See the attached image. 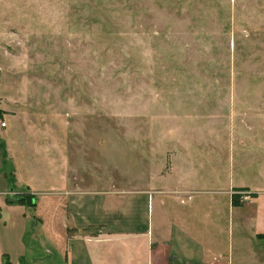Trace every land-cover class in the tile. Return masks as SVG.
<instances>
[{
  "label": "rangeland",
  "instance_id": "1",
  "mask_svg": "<svg viewBox=\"0 0 264 264\" xmlns=\"http://www.w3.org/2000/svg\"><path fill=\"white\" fill-rule=\"evenodd\" d=\"M213 128L264 212V0H0V264H66L55 208L11 191L38 201L53 170L134 187L191 130L192 152L228 163V137L196 135ZM250 244L239 264H264Z\"/></svg>",
  "mask_w": 264,
  "mask_h": 264
},
{
  "label": "crops",
  "instance_id": "2",
  "mask_svg": "<svg viewBox=\"0 0 264 264\" xmlns=\"http://www.w3.org/2000/svg\"><path fill=\"white\" fill-rule=\"evenodd\" d=\"M187 132L167 143L176 147L164 156V168L157 163L160 160H153L150 170L138 172L134 187L96 189L93 178L92 184L81 187L67 172L53 170L55 177L51 184L43 183L36 207L55 208L66 264H239L245 241L258 257L252 243L264 240V232L255 228L257 222H264L259 202L263 193L245 183L241 174L247 167L238 159L234 166L230 136L235 134L225 129L197 130L196 135L211 136L215 144L221 141L212 136L229 138L224 141L230 151L227 163L224 153L192 152L194 132ZM13 177L16 180L17 175ZM27 188L38 196L31 186ZM239 188L256 196L234 206L232 191ZM24 194L11 191V197ZM16 205L25 206L11 198V207ZM251 205L254 210L246 215L244 209Z\"/></svg>",
  "mask_w": 264,
  "mask_h": 264
},
{
  "label": "trees",
  "instance_id": "3",
  "mask_svg": "<svg viewBox=\"0 0 264 264\" xmlns=\"http://www.w3.org/2000/svg\"><path fill=\"white\" fill-rule=\"evenodd\" d=\"M236 192H245V191H248V189H245V188H239V189H235ZM256 195L253 194L251 195V197H255ZM233 205L234 206H242L244 205L243 204V201H242V196L241 194H234L233 196ZM17 202L19 204H22V205H26V204H29V205H33V206H36V198L30 196V195H22V197H20Z\"/></svg>",
  "mask_w": 264,
  "mask_h": 264
},
{
  "label": "built area",
  "instance_id": "4",
  "mask_svg": "<svg viewBox=\"0 0 264 264\" xmlns=\"http://www.w3.org/2000/svg\"><path fill=\"white\" fill-rule=\"evenodd\" d=\"M2 126L4 127V126H6V124L3 123ZM233 194H241V196H242V201H243V199H244V197H245L243 192H234Z\"/></svg>",
  "mask_w": 264,
  "mask_h": 264
}]
</instances>
